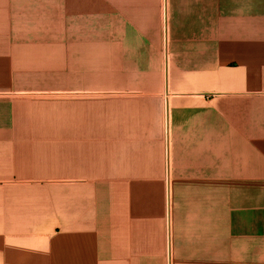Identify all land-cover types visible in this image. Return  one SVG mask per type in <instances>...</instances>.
I'll return each mask as SVG.
<instances>
[{"label":"crops","instance_id":"1","mask_svg":"<svg viewBox=\"0 0 264 264\" xmlns=\"http://www.w3.org/2000/svg\"><path fill=\"white\" fill-rule=\"evenodd\" d=\"M0 264H264V0H0Z\"/></svg>","mask_w":264,"mask_h":264}]
</instances>
